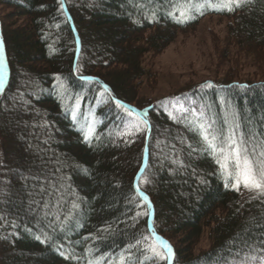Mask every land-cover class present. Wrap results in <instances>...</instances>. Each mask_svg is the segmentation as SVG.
<instances>
[{
    "label": "trees",
    "instance_id": "obj_1",
    "mask_svg": "<svg viewBox=\"0 0 264 264\" xmlns=\"http://www.w3.org/2000/svg\"><path fill=\"white\" fill-rule=\"evenodd\" d=\"M90 1L0 0L6 62L0 91V186L11 172L5 153L8 137L1 123L6 115L24 113L31 124H42L35 135L38 141L47 138L42 156L58 163L50 168V184L45 183L43 192L33 190L41 206L54 209L56 219L34 214L12 198L0 206V244L10 253L11 263L120 264L123 256L124 264H167L147 250L150 231L171 245V264H240L246 257L264 255V195L225 187L198 127L203 122L217 133L235 130L250 153L253 146L259 152L264 142V73L253 81L230 75L196 85L186 93L189 107L184 113L167 112L161 103L146 100L133 104L146 72V57L162 51L176 32L193 29L206 15L230 20L228 50L221 58L225 60L226 54L231 59V45L234 57L236 51L249 54L263 72L264 0H244L233 11L197 16L193 11L207 0H193L192 18L182 23L169 15L176 0ZM21 19V25L16 23ZM209 82L212 87H202ZM18 89L22 99L8 110L6 104ZM116 100L124 107H117ZM77 103L81 109L75 124L72 107ZM88 106L98 120L90 141L79 130L85 111L91 112ZM140 121H146L149 130ZM130 124H138L139 130ZM160 132L163 136L158 137ZM180 139L184 146L178 150ZM145 148L139 194L135 179ZM169 153L179 163L156 164L160 155ZM37 165L26 161L18 170L29 171L31 177L32 171L43 172ZM4 183L21 198V183L12 179ZM49 185L59 195L46 199ZM5 195L0 193L1 198ZM145 196L153 210L150 229ZM204 237L208 245L201 247Z\"/></svg>",
    "mask_w": 264,
    "mask_h": 264
},
{
    "label": "rangeland",
    "instance_id": "obj_2",
    "mask_svg": "<svg viewBox=\"0 0 264 264\" xmlns=\"http://www.w3.org/2000/svg\"><path fill=\"white\" fill-rule=\"evenodd\" d=\"M86 1L92 4L90 0ZM6 12L7 9L3 10L4 14ZM22 21L23 19L16 21V23H23L24 21ZM7 22L10 23L11 21L7 20ZM229 24L230 20L214 16L203 19L191 30L176 32L172 41L162 51L153 54L151 57H146L144 62L146 72L138 83L137 90L134 92L133 104L137 103V101L143 102L144 100L157 102L168 96L185 94L190 89H193L194 86L200 85L205 81H218L228 78L230 75H234L236 76L235 78L243 81H253L260 78L264 73V71L262 72L263 66L253 65L249 54L235 50L237 54L234 57V49L230 45L231 48L229 51H233L231 59L228 55L229 58H226V54L225 60L221 58V54L228 50L225 45H228L226 41ZM86 34L92 41V35L90 33ZM18 73L21 74L22 72L18 71ZM24 85L25 83L21 82L19 88H23ZM31 86L28 85L27 87L31 88ZM9 99L6 104L8 110L13 108L16 102L22 99L19 94V89ZM26 109H30V107H26ZM227 109L231 113L229 106H227ZM26 116L24 113L16 117L6 115L1 121L3 133L8 137L5 153L11 172L4 175L3 184L0 186V193H6L4 197H0V206H5L6 200L8 201L12 198L15 203L20 204L26 210L34 212V214L37 213L45 219L47 217L50 219V217H54L53 215L56 212L48 206H41L42 201L34 198L35 193L33 190L37 188L39 190L38 192H43L45 183L50 184L47 181L48 178L52 177L50 168L57 167L58 163L50 156H42V149L45 147L47 138L46 136L42 137V141H38L35 138V135L41 132L39 127L42 124H31L26 119ZM227 123L230 127L231 122L229 121ZM87 124H90V122L87 121ZM161 136H163L162 132L158 134V137ZM183 144L184 142L180 139L175 149H181L184 146ZM154 146L164 148V145L161 143L158 144L157 142L154 143ZM256 152L258 155L257 148ZM26 161L38 164L37 166L42 167L43 172L32 171L31 177L28 174L30 173L29 171L26 173L20 172V167L25 166ZM162 161H169L173 165L176 162L179 163L178 160L175 161L174 154L172 153L160 155L156 159V164ZM38 175H42V178ZM26 178L30 181L29 186H26L24 183ZM11 179L18 181L23 186L24 193L21 198L15 196L13 192L10 193L8 187L5 188L6 184L4 182ZM33 182L36 183L34 184ZM39 183L44 185L39 186ZM45 191L47 195L44 198L46 199L47 196L52 198L53 194L59 195V192L52 185L46 187ZM55 219L54 223L57 225L58 221ZM175 241L178 242V240ZM207 245L208 241L204 237L200 246L205 247ZM3 251L2 245L0 244V264H12V261H10V253L8 251L5 252L6 250ZM12 253L13 255H17L15 250Z\"/></svg>",
    "mask_w": 264,
    "mask_h": 264
},
{
    "label": "snow or ice",
    "instance_id": "obj_3",
    "mask_svg": "<svg viewBox=\"0 0 264 264\" xmlns=\"http://www.w3.org/2000/svg\"><path fill=\"white\" fill-rule=\"evenodd\" d=\"M244 0H219L218 5H212L208 3L206 6L214 7L219 11L225 9L227 11H233L236 7H240ZM193 6V0H176L173 5V12L169 15L176 16L177 22H184V18L191 17V8ZM61 7L63 5L61 4ZM178 14V15H177ZM203 14L202 12L200 13ZM5 60H4V42L0 40V91L3 90L4 75H5ZM86 79H92L87 77ZM202 87H212L209 82ZM240 87H245L240 85ZM107 91V86H105ZM117 107H124L119 100L115 101ZM125 111L129 115H132V110L125 108ZM194 111V110H193ZM171 115V114H170ZM137 119L139 116L137 115ZM142 124H146V121H140ZM130 128H136L139 130L138 124H130ZM200 136L206 145V150L213 156L215 163L218 165L221 175L224 177L225 187L231 186L232 189L239 191L241 187L248 191H255L260 195H264V142H261L260 151L258 153V159H254L257 156L256 146H253L252 152H249L248 145L243 136H238L235 130L230 129L227 134L223 132H215L211 130L209 125L201 122L198 125ZM236 128L239 125L235 126ZM93 129L89 128L85 134L84 139L87 141L92 134ZM147 200V197H144ZM75 207V205H74ZM153 243L148 246V251H151L153 256L160 260L171 261L173 256V250L171 245L166 241L156 236L153 233ZM40 240V237H36ZM145 240L148 237H144ZM44 242V241H41ZM139 243V241L137 242ZM250 261H257V264H264V255L262 256H250L246 257L240 262V264H249ZM92 264V262H90ZM99 264V261L96 262ZM120 264H124V258L121 257Z\"/></svg>",
    "mask_w": 264,
    "mask_h": 264
}]
</instances>
